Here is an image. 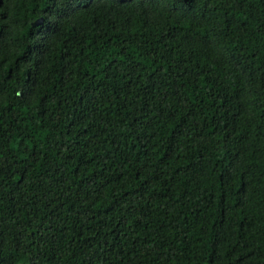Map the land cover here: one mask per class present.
Masks as SVG:
<instances>
[{
  "label": "trees",
  "instance_id": "16d2710c",
  "mask_svg": "<svg viewBox=\"0 0 264 264\" xmlns=\"http://www.w3.org/2000/svg\"><path fill=\"white\" fill-rule=\"evenodd\" d=\"M0 264H264V0H0Z\"/></svg>",
  "mask_w": 264,
  "mask_h": 264
}]
</instances>
